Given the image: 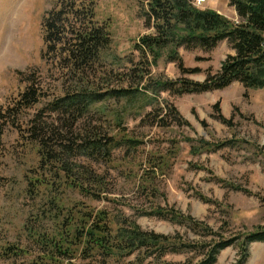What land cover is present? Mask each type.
Returning <instances> with one entry per match:
<instances>
[{
  "label": "rangeland",
  "instance_id": "rangeland-1",
  "mask_svg": "<svg viewBox=\"0 0 264 264\" xmlns=\"http://www.w3.org/2000/svg\"><path fill=\"white\" fill-rule=\"evenodd\" d=\"M56 1L0 0V106H12L27 87L20 72L35 70L41 91L39 102L22 109L15 122L1 109L5 116L0 122V245L23 250L22 256L14 257L17 264L87 263L79 239L73 247L68 245V256L50 258L40 245L43 238L32 231L53 235L63 226L72 234L75 229L81 232L100 212L114 226L128 219L144 230L179 234L189 241L203 238L186 225L158 217L154 210L173 208L191 215L221 235L215 236L218 240L264 229V87L245 89L236 81L202 93L162 90L160 81H174L176 87L181 79L203 81L235 51L226 40L212 50L170 45L152 63L137 48L140 37L155 33L146 25L147 0H99L96 17L108 25L112 41L101 51L92 74L98 76L97 90L103 96L82 116V126L89 120L102 134L133 141H123L108 158L73 156L70 174L83 181L84 188L66 182L67 175L59 178L57 162L43 161L33 131L46 127L62 131L64 116L52 111L51 104L79 88L67 71L42 58V21ZM199 8L240 22L229 0H205ZM173 51L186 69L200 70L182 72L179 61L170 59ZM217 102L230 124L216 118ZM95 175L103 190L94 186ZM241 240L223 249L215 264H239ZM48 253L53 254L52 248ZM202 257L194 251L168 255L171 260ZM242 264H264V242L250 243Z\"/></svg>",
  "mask_w": 264,
  "mask_h": 264
},
{
  "label": "trees",
  "instance_id": "trees-1",
  "mask_svg": "<svg viewBox=\"0 0 264 264\" xmlns=\"http://www.w3.org/2000/svg\"><path fill=\"white\" fill-rule=\"evenodd\" d=\"M98 2L99 0H57L54 7L47 10L42 21L43 60L58 70L67 71V75L79 84V88L51 104L52 111L61 112L64 116L60 127L62 131L56 129L50 131L49 127H46L44 131L34 130L33 134L41 145L43 161L48 165L57 162L54 166L58 168L56 174H60L59 178L67 175L65 181L78 188H84V183L79 179L76 181L70 174L73 171L71 164L73 156L88 159L99 156L108 158L112 150L123 141H133L102 134V129L98 125H92L89 120L88 124L82 126V122L85 121L82 116L90 111L92 103L101 100L103 96L97 90L98 76L92 78V74L96 73L101 51L110 46L112 41L108 25L100 23L96 17ZM229 4L235 7L240 18L237 24L216 10L196 7L192 0H147V9L144 10L146 25L153 26L155 33L140 37L137 48L147 58L150 56L152 63H155L162 50L170 45L212 50L226 40L235 51L222 61L217 72L209 70L203 81L181 79L178 87L174 81H160L162 90L202 93L224 89L236 81L245 89L264 87V0H229ZM175 53L176 51H173L170 59L179 61L178 66L182 72L200 70L198 67L186 69L181 57ZM35 74V70L28 74L20 72L22 80L28 85L24 91L19 92L12 106L10 104L6 107L0 106V122L1 117L5 116L1 109H6L14 120L22 109H30L39 102L40 82ZM214 107L218 111L216 118L230 124L231 119L221 112L220 103L217 102ZM170 108L180 118L179 111L174 106ZM67 115H71L72 118L65 119ZM2 136L3 130H0L1 147ZM202 144L220 146L208 142ZM95 177L98 176L92 177L94 186L103 190L104 187H100L102 181ZM86 192L92 194L89 190ZM154 214L162 219L188 226L203 239L189 241L179 234L147 231L135 221L128 219H123L114 226L105 222L107 216L104 212L98 213L96 221L81 232L75 229L72 234L71 229L65 230L63 226H59L53 235L43 231L32 232L34 236L43 238L40 245L43 246L44 256L50 258L68 256L67 250L70 251L68 245L73 247L74 240L79 239L83 244L82 252L88 254V259H84L88 260L85 264H215L221 251L237 239H242L240 244L243 254L239 261V264H242L247 256L248 245L257 241L264 242L262 228L241 237L218 240L215 239L218 233L211 226L195 220L191 215L173 208H156ZM209 236L214 237L211 241H206L205 238ZM51 248L53 254L48 253V249ZM22 251L12 244L0 245V264H17L18 260L14 257L22 256ZM193 251L203 257L197 261L191 258L168 259V255L172 253ZM6 260L10 261L5 263Z\"/></svg>",
  "mask_w": 264,
  "mask_h": 264
},
{
  "label": "built area",
  "instance_id": "built-area-1",
  "mask_svg": "<svg viewBox=\"0 0 264 264\" xmlns=\"http://www.w3.org/2000/svg\"><path fill=\"white\" fill-rule=\"evenodd\" d=\"M205 0H192V3H193V5H195L196 7H201L202 6V4H203V2H204Z\"/></svg>",
  "mask_w": 264,
  "mask_h": 264
},
{
  "label": "crops",
  "instance_id": "crops-1",
  "mask_svg": "<svg viewBox=\"0 0 264 264\" xmlns=\"http://www.w3.org/2000/svg\"><path fill=\"white\" fill-rule=\"evenodd\" d=\"M233 8H234V6H233ZM232 11H233V14H237L236 11H235V8L232 9Z\"/></svg>",
  "mask_w": 264,
  "mask_h": 264
}]
</instances>
